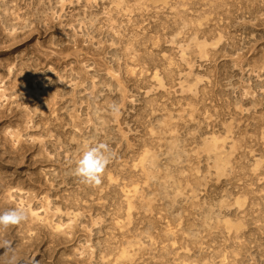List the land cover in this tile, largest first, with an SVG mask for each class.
<instances>
[{"label":"rangeland","instance_id":"obj_1","mask_svg":"<svg viewBox=\"0 0 264 264\" xmlns=\"http://www.w3.org/2000/svg\"><path fill=\"white\" fill-rule=\"evenodd\" d=\"M4 1L0 264H264V0Z\"/></svg>","mask_w":264,"mask_h":264},{"label":"clouds","instance_id":"obj_2","mask_svg":"<svg viewBox=\"0 0 264 264\" xmlns=\"http://www.w3.org/2000/svg\"><path fill=\"white\" fill-rule=\"evenodd\" d=\"M113 111L118 108L113 107ZM113 153L105 142L89 144L78 156L74 164L73 174L85 186L96 187L102 183L106 167L111 162ZM26 213L23 209H10L0 213V230H6L11 226L21 224L26 220ZM10 242L5 241V247Z\"/></svg>","mask_w":264,"mask_h":264},{"label":"bare ground","instance_id":"obj_3","mask_svg":"<svg viewBox=\"0 0 264 264\" xmlns=\"http://www.w3.org/2000/svg\"><path fill=\"white\" fill-rule=\"evenodd\" d=\"M6 2L4 0H0V9H2L3 12H6ZM199 49L201 50V53L204 51L203 49L205 48V44H199L198 45ZM220 142H224L222 139L220 138H217V137H212V139L208 142L205 143V146H204V151L206 153H210V152H213L216 154V156L219 155V151L221 149V146H220ZM236 151V148L231 147V154L233 152ZM228 164L227 161H224V159H222V157H218L217 158V172L219 175H222L223 173V170H224V167L225 165Z\"/></svg>","mask_w":264,"mask_h":264}]
</instances>
